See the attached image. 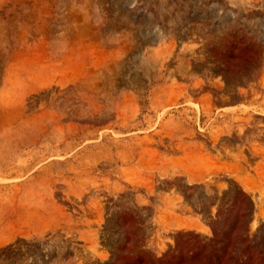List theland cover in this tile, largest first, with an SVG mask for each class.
<instances>
[{
    "label": "rangeland",
    "instance_id": "374dc122",
    "mask_svg": "<svg viewBox=\"0 0 264 264\" xmlns=\"http://www.w3.org/2000/svg\"><path fill=\"white\" fill-rule=\"evenodd\" d=\"M0 264H264V0H0Z\"/></svg>",
    "mask_w": 264,
    "mask_h": 264
}]
</instances>
